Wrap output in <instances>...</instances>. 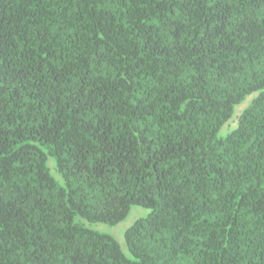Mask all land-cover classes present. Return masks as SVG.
Masks as SVG:
<instances>
[{"label": "trees", "instance_id": "1", "mask_svg": "<svg viewBox=\"0 0 264 264\" xmlns=\"http://www.w3.org/2000/svg\"><path fill=\"white\" fill-rule=\"evenodd\" d=\"M0 264H264V0H0Z\"/></svg>", "mask_w": 264, "mask_h": 264}, {"label": "rangeland", "instance_id": "2", "mask_svg": "<svg viewBox=\"0 0 264 264\" xmlns=\"http://www.w3.org/2000/svg\"><path fill=\"white\" fill-rule=\"evenodd\" d=\"M225 130L219 131L220 135L225 134ZM148 210L138 205H133L126 215V217L121 220L119 223L115 225L107 224V223H85V225L91 229L107 233L111 235L119 244L123 254L127 258H132V255L127 249L125 239H124V231L127 227H129L137 218L143 217L147 214Z\"/></svg>", "mask_w": 264, "mask_h": 264}]
</instances>
